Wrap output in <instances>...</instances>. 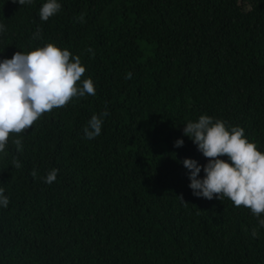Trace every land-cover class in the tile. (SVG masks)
Listing matches in <instances>:
<instances>
[{
	"label": "trees",
	"instance_id": "obj_1",
	"mask_svg": "<svg viewBox=\"0 0 264 264\" xmlns=\"http://www.w3.org/2000/svg\"><path fill=\"white\" fill-rule=\"evenodd\" d=\"M45 2L0 0V60L53 43L80 56L78 86L91 78L95 95L10 134L0 264H264V214L193 195L182 163H207L183 133L202 114L264 152V0H58L43 21ZM105 109L100 135L85 138Z\"/></svg>",
	"mask_w": 264,
	"mask_h": 264
},
{
	"label": "clouds",
	"instance_id": "obj_2",
	"mask_svg": "<svg viewBox=\"0 0 264 264\" xmlns=\"http://www.w3.org/2000/svg\"><path fill=\"white\" fill-rule=\"evenodd\" d=\"M23 6L33 0H13ZM58 0H46L40 8V19L47 21L61 9ZM81 22L83 17H80ZM5 26L0 24V32ZM40 36L37 29L34 37ZM92 49H89L91 52ZM85 72L80 56H74L69 50L61 49L53 43L24 53L17 51L8 59L0 60V152H4L12 133H23L46 112L67 105L73 97L85 94L95 95L91 78L84 79L78 86ZM126 79H131L129 72ZM107 109L99 115L93 114L87 126L83 128L87 139L99 136L103 117L109 115ZM197 149L207 158L201 166L192 158H184L182 163L189 171V187L193 195L212 199L229 198L234 206H244L260 218L264 214V152L257 149L256 143L250 142L240 126H227L226 121L214 119L202 114L195 121L189 120L183 128ZM19 151L22 141H13ZM183 145L182 139L174 142ZM220 157H227L221 159ZM16 168L21 167L19 160H13ZM205 175L199 177L201 168ZM58 169L52 168L43 180L52 184L57 179ZM37 177L34 169L30 173ZM181 201L182 196H178ZM9 198L0 188V206L7 207ZM264 227V219H258ZM252 235H258L253 229Z\"/></svg>",
	"mask_w": 264,
	"mask_h": 264
}]
</instances>
